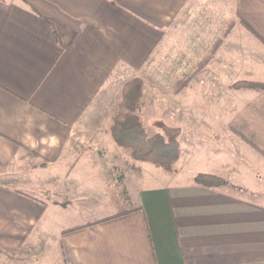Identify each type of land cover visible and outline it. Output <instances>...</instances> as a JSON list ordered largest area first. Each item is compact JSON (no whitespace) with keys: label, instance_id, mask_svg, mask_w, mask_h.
Returning a JSON list of instances; mask_svg holds the SVG:
<instances>
[{"label":"crops","instance_id":"0c3cea01","mask_svg":"<svg viewBox=\"0 0 264 264\" xmlns=\"http://www.w3.org/2000/svg\"><path fill=\"white\" fill-rule=\"evenodd\" d=\"M225 1L215 9L223 7L233 30L217 55L231 67L235 37L258 51L261 68L252 72L264 74V0ZM188 16L189 0H0V170L9 178L0 181V264H264V203L196 185L208 173L197 163L184 162L171 182L180 145L162 189L133 183L135 204L133 191L120 189L126 206L118 213L57 223L73 202L108 197L99 186L111 182L107 175L116 180L104 171L117 163L107 146L92 143L107 134L99 106L170 34L193 35ZM236 94L229 134L264 170V92Z\"/></svg>","mask_w":264,"mask_h":264},{"label":"rangeland","instance_id":"374dc122","mask_svg":"<svg viewBox=\"0 0 264 264\" xmlns=\"http://www.w3.org/2000/svg\"><path fill=\"white\" fill-rule=\"evenodd\" d=\"M221 2L226 1L189 0L186 29L193 35L189 39H181L176 34H170L139 71L125 74L124 78L117 80L109 89L105 104L98 109L103 120L100 122V130L102 134H107L101 135L99 141L94 137L92 143L109 148V160L117 164L111 171H103L113 173L116 180H113L112 174L107 175L111 182H104L99 186L107 188V198L102 192L95 199L73 202L66 212L58 213L57 223L63 225L74 221L79 225V222L93 221L118 213L119 205L126 206V195L120 189L133 191L135 204L133 183L141 190L162 189L169 184L171 175L168 172L147 163L135 162L136 165H132L129 151L112 143L109 134L111 120L120 102L121 85L131 76L142 82V96L136 110L142 129L149 137L161 135L167 142L175 141L181 147L182 161L175 169L171 182L180 178L179 169L185 167V163H197V166L204 167L208 172L202 175L220 179L222 188H226L229 194L245 198L254 207L263 205L264 170L261 158L253 152L249 153L241 142L238 143L229 134L228 121L241 102V96L236 91L264 92V89H232V82L260 85L264 84V74L252 72L257 67L261 68L255 63L258 51L235 37L230 39H234V49L231 51L233 65H225L223 59L217 55L225 40L222 34L231 33L233 30L229 15L223 14V7L219 8L220 12L215 9L217 3L222 6ZM199 32L200 36H204L201 41L194 39L199 36ZM217 35L219 38L212 41V37ZM218 40H221V44L216 48L215 43ZM110 146H115V151ZM248 156L252 157L251 162L248 161ZM118 166L128 167L134 173V178H126L129 174H123ZM239 169L250 174L251 183H243L236 178ZM124 170L127 171L126 168ZM6 173L0 170V181L8 183ZM189 176H193V173ZM189 176L187 180L191 181Z\"/></svg>","mask_w":264,"mask_h":264},{"label":"trees","instance_id":"16d2710c","mask_svg":"<svg viewBox=\"0 0 264 264\" xmlns=\"http://www.w3.org/2000/svg\"><path fill=\"white\" fill-rule=\"evenodd\" d=\"M227 34H222V38H225ZM220 44L221 40L216 41V48ZM231 88L261 90L264 89V84L236 82ZM141 96L142 82L139 78L131 77L121 85L120 102L117 112L111 120L109 134L117 147L129 151L130 157L134 162L151 164L165 172H170L180 159L179 144L175 141L167 142L161 135L149 137L145 133L136 115ZM194 182L196 185L207 188L222 186L220 179L202 174L196 176ZM114 218L104 219L94 225Z\"/></svg>","mask_w":264,"mask_h":264}]
</instances>
